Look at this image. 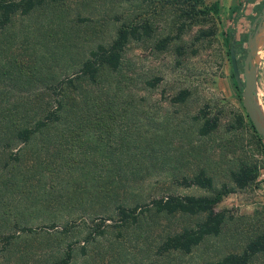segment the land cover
I'll return each instance as SVG.
<instances>
[{
	"label": "rangeland",
	"instance_id": "rangeland-1",
	"mask_svg": "<svg viewBox=\"0 0 264 264\" xmlns=\"http://www.w3.org/2000/svg\"><path fill=\"white\" fill-rule=\"evenodd\" d=\"M238 1L241 14L231 10ZM263 6L264 0H219L218 13L193 16L161 0H47L0 28V121H27L55 106L61 94L51 86L74 75L97 44L109 43L122 21L148 19L153 28L130 38L117 70H103L95 83L78 80L70 92L74 100L63 96L72 109L59 121L0 150V264H49L68 242L71 264H205L240 251L264 231V148L248 119L239 122L245 108L222 33L240 15L237 36L246 54ZM166 34L172 38L159 48ZM254 58L264 115V30ZM182 89L186 98L175 100ZM78 92L91 97L90 107ZM202 110L219 117L207 134L198 132ZM245 159L257 163L256 180L223 197L217 205L227 215L221 231L189 252L159 254L156 245L163 233L192 225L204 213L145 212L137 223L114 224L120 202L207 193L177 180L200 168L216 187L233 184L231 173ZM100 220L106 232L85 241ZM247 264H264V251Z\"/></svg>",
	"mask_w": 264,
	"mask_h": 264
},
{
	"label": "trees",
	"instance_id": "trees-1",
	"mask_svg": "<svg viewBox=\"0 0 264 264\" xmlns=\"http://www.w3.org/2000/svg\"><path fill=\"white\" fill-rule=\"evenodd\" d=\"M47 0H0V28L5 27L12 17L17 14H26L30 12L35 6ZM52 1V0H50ZM162 5L169 4L170 6H177L183 14L197 16L199 14H208L219 12V0H214L211 4H207L205 0H161ZM241 1L233 4L232 12L239 11ZM241 14V12L239 11ZM239 16L233 20L232 24L227 25L222 31L223 41L227 48V56L231 63L229 54L230 46L234 45L239 69L242 71V63L244 59V49L239 46L243 40L241 36H237V26L239 24ZM183 21L181 22V26ZM153 28L148 19L138 21L137 19H129L122 21L115 32L111 41L107 44L99 43L95 48L91 49L88 56L81 62L79 68L74 75H70L64 79H60L58 84L52 85L51 88L56 94H61L55 106H46L42 110V114L27 121H20L11 119H3L0 121V150L8 147L9 141L12 139L20 141H28L34 134L39 132L43 127L59 121L65 111L72 109L71 106H66L63 101L64 98L74 96L70 92L78 88V80L87 79L90 83H95L99 80V76L105 69L112 71L117 70L121 64L123 51L130 38L139 39L143 36L151 34ZM201 34H207V30H203ZM172 36L166 34L159 38L156 45L159 48H164L171 40ZM231 75L234 79L235 85L237 83L234 78L233 68L231 64ZM152 83V81H150ZM153 84V83H152ZM58 88V90H57ZM187 89H182L176 96L175 100H184L187 96ZM78 95L80 92L77 93ZM79 98L86 101L87 107L91 102V97L86 95H79ZM218 116H211L205 110H202L200 115V123L198 125V132L200 134H207L214 130L218 125ZM239 122L242 123L245 118L253 127L260 145L264 148V138L255 130L246 110L239 112ZM6 120V121H5ZM33 120V121H32ZM259 169L255 161L245 159L241 160L237 169L232 171L233 184L228 182H221L219 186H215L214 178L206 172L204 168H200L190 176H183L179 183L187 186L196 185L208 190L207 193H174L168 192L157 196H152L148 201L136 202L134 204L118 203L115 206V211L118 216L114 221L116 226H123L127 224L137 223L141 215L145 212L154 213H187L199 214L204 213L200 219L196 220L194 224L183 226L178 230L163 233L160 236L156 252L164 254L170 251L179 250L189 252L194 246L199 244L207 235L218 234L226 220V213L223 209H218V203L231 191L242 189L254 182L258 176ZM102 220L96 221L92 228L85 235L84 240L95 239L96 235H102L106 232L105 226L101 227ZM106 223L105 225H111ZM23 226V227H22ZM19 225V228L32 229L31 226ZM67 225L65 230H69ZM6 239L10 238V233L4 234ZM83 247H85L83 245ZM264 251V231L257 232L248 239L244 247L240 251H230L222 255L214 261H208L205 264H247L251 258ZM73 244L68 242L61 255H58L49 264H71L73 261Z\"/></svg>",
	"mask_w": 264,
	"mask_h": 264
},
{
	"label": "water",
	"instance_id": "water-1",
	"mask_svg": "<svg viewBox=\"0 0 264 264\" xmlns=\"http://www.w3.org/2000/svg\"><path fill=\"white\" fill-rule=\"evenodd\" d=\"M258 22L256 23V21ZM251 30L247 35V50L243 59L242 71L239 69L234 45L230 46L229 54L233 68L234 78L237 86L241 88L242 101L244 108L255 128V130L264 138V125L262 119L264 115L259 108L257 101V64L254 58L257 48V42L264 30V6L255 17Z\"/></svg>",
	"mask_w": 264,
	"mask_h": 264
},
{
	"label": "bare ground",
	"instance_id": "bare-ground-1",
	"mask_svg": "<svg viewBox=\"0 0 264 264\" xmlns=\"http://www.w3.org/2000/svg\"><path fill=\"white\" fill-rule=\"evenodd\" d=\"M262 50V49H261ZM262 124L264 125V118L262 119Z\"/></svg>",
	"mask_w": 264,
	"mask_h": 264
},
{
	"label": "flooded vegetation",
	"instance_id": "flooded-vegetation-1",
	"mask_svg": "<svg viewBox=\"0 0 264 264\" xmlns=\"http://www.w3.org/2000/svg\"><path fill=\"white\" fill-rule=\"evenodd\" d=\"M242 65H243V63H242Z\"/></svg>",
	"mask_w": 264,
	"mask_h": 264
}]
</instances>
